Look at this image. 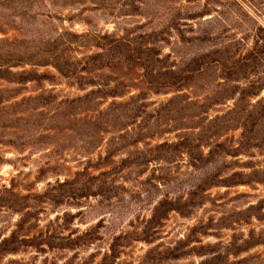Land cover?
Instances as JSON below:
<instances>
[{"label": "rangeland", "instance_id": "1", "mask_svg": "<svg viewBox=\"0 0 264 264\" xmlns=\"http://www.w3.org/2000/svg\"><path fill=\"white\" fill-rule=\"evenodd\" d=\"M189 1L143 0L136 4L139 9L115 10L112 15L108 8H95L86 1L63 7L53 6L49 0H0V20L4 19L0 27L5 31L0 32V39L37 36L38 41L64 30L134 38L167 30L163 35L167 40L157 44L163 58L161 68L194 69L201 56V64L207 63L186 90L164 95L147 92L141 84V72L136 70L132 77L139 86L116 101H127L145 90L150 113L177 95L187 96L205 105L210 117L229 116L231 130L219 142L237 148L244 135L242 115L249 118L245 112L248 107L264 100V54L249 57L256 44L264 46V0ZM25 7L31 9V15H37L36 20L21 21L19 14L26 12ZM212 36L231 47V62L242 58L240 72L230 73L223 64L212 62L216 58L209 53L217 50L216 43L210 41ZM37 71L54 77L40 86L28 84L25 97L42 95L60 102L90 90L82 91L73 80L62 78L53 69ZM237 107L241 115H235ZM42 110L43 120L48 121L54 108ZM247 124L250 132L259 130L257 135L246 136H250L252 146L256 138L260 148L253 146L235 158H226L219 166L221 179L242 173L245 183L209 190L204 204L190 216L170 213L151 233L149 243L136 240L145 231L155 205L165 197L186 198L203 177L186 156L171 164L129 167L121 163L128 158L124 153L106 163L110 135L88 154L91 140L82 126L68 135L42 131L35 125L34 131L41 130V135L48 138L41 139L36 132L27 140L13 138L18 147L0 144V250L4 252L0 264H101L117 237L125 240L119 242L113 264H264V184L247 182L254 180L253 171L264 172V121L256 126L257 121L249 118ZM177 135L173 131L149 143L175 142ZM86 169L93 176L110 173L105 179L114 187L106 196L80 199L70 186H59ZM89 231L92 244L67 248V239L74 240ZM174 248L180 255L177 259L168 251Z\"/></svg>", "mask_w": 264, "mask_h": 264}, {"label": "trees", "instance_id": "2", "mask_svg": "<svg viewBox=\"0 0 264 264\" xmlns=\"http://www.w3.org/2000/svg\"><path fill=\"white\" fill-rule=\"evenodd\" d=\"M53 6H73L90 2L95 8H108L113 15L115 10L138 8L143 0H49ZM190 2L189 0H185ZM130 2V3H125ZM25 7L26 12L19 14L22 22L26 19L36 20L37 15H31V9ZM28 9V10H27ZM4 19H1L2 21ZM173 30L175 27L172 28ZM0 32L4 29L0 27ZM167 30L152 32L131 38L128 35L116 36L99 33L76 34L70 31H56L53 38L31 39H0V144L19 146L15 139L27 140L34 138L36 132L40 138L41 130H57L60 133H75L82 126L86 136L91 140L87 147L90 154L105 141L104 136L110 135L106 142V156L104 161H110L117 154H128V158L121 160L122 165L142 166L150 164H171L186 156L192 168L203 174L198 184L192 187L186 198L168 197L160 200L154 207L152 217L148 221L145 231L136 241H146L153 236L151 233L160 228L172 212L190 216L197 207L206 201V193L215 187H231L244 184L242 173H233L221 179L220 164L228 157H237L247 149H259L256 138L252 146L248 133L257 135L259 130L248 129V119L257 121L256 126L264 121V100L250 105L242 115L243 140L237 148L227 142L219 140L230 131L228 115L210 117L205 105L191 101L187 96L177 95L161 105L158 109L148 113L149 104L145 103V90L138 95H132L127 101L123 99L132 92L134 83L133 72L139 70L141 84L147 92L154 95H164L169 92H182L188 88L192 78L199 73L204 57L195 62V67L187 70L161 68L162 56L157 44L165 39ZM169 32V30H168ZM163 38V39H162ZM217 50L210 52L215 56L214 63L223 64L230 73L240 72L242 58L232 61L230 46L226 47L223 39L212 36ZM201 38H196L200 40ZM236 46V45H233ZM232 46V47H233ZM84 50L85 52H80ZM264 54V46L255 45L249 57ZM80 56V57H79ZM245 58H243L244 60ZM227 65H231L227 67ZM27 66L32 70L25 69ZM53 69L59 76L71 79L82 91L90 89L83 96L73 99L49 100L44 96L25 97L28 84H38L49 81L54 77L48 73H39L37 69ZM22 69V71H18ZM123 71V75H121ZM124 71L129 72L128 74ZM109 100H112L105 106ZM54 108L48 121H44L45 112L42 109ZM236 109V107H235ZM234 109V111H235ZM242 110L235 115H241ZM239 112V113H238ZM247 116V117H245ZM191 123V125H189ZM35 125L40 131H34ZM52 126V127H49ZM67 125V127H60ZM60 127V128H59ZM178 132L175 142L149 143L162 138L164 134ZM33 132L34 135H33ZM254 137V136H253ZM141 146V148H140ZM99 166V165H98ZM97 168V166H96ZM109 172L93 176L88 169L78 172L71 180L60 183V187L70 186L77 198L92 196H106L113 184H107L105 179ZM255 182L264 184V172L253 171ZM104 179V180H102ZM248 183V184H249ZM0 203H2L0 201ZM124 237L113 239L110 254L104 256L101 264H113L111 259L121 247L119 242ZM67 248L73 249L93 243L92 232L70 240ZM135 241V240H134ZM175 259L179 258L178 249L168 250ZM13 253H15L13 251ZM4 252L0 250V256Z\"/></svg>", "mask_w": 264, "mask_h": 264}]
</instances>
